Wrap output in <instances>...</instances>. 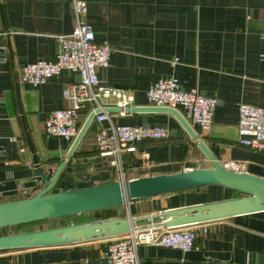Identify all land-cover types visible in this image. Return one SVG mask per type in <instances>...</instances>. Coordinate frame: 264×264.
Returning <instances> with one entry per match:
<instances>
[{
	"label": "crops",
	"instance_id": "obj_1",
	"mask_svg": "<svg viewBox=\"0 0 264 264\" xmlns=\"http://www.w3.org/2000/svg\"><path fill=\"white\" fill-rule=\"evenodd\" d=\"M84 1L83 17L91 25L93 41L111 48L108 65L96 71L105 85L130 93V106L148 105V85L169 75L183 89L214 96L217 104L208 133L179 112L219 162H240L242 170L264 177V151L239 145L236 133L240 102L264 109V0ZM72 23L69 0H0V149L7 162L0 160V201L31 196L43 186L33 156L49 175L65 160L52 191L60 190L57 184L64 178L79 186L119 180L121 173L129 179L209 167L196 140L167 112H108L115 124H159L169 131L165 138L128 145L114 165L94 143L106 120H92L72 156L66 157L70 142L46 135L42 121L52 110L68 105L63 90L78 81L77 74L63 69L31 85L19 81V71L27 62L53 61L56 36L69 32ZM102 105L116 106V99L105 98ZM79 114L81 124L87 111ZM235 195L228 188L208 185L95 211L106 210L105 217H145ZM191 227L194 248L183 252L142 244L136 249L138 264H264V210ZM105 239L0 249V264H105Z\"/></svg>",
	"mask_w": 264,
	"mask_h": 264
},
{
	"label": "built area",
	"instance_id": "obj_2",
	"mask_svg": "<svg viewBox=\"0 0 264 264\" xmlns=\"http://www.w3.org/2000/svg\"><path fill=\"white\" fill-rule=\"evenodd\" d=\"M69 2L73 23L69 32L56 36L55 59H39L23 64L19 71V81L38 85L58 75L63 69L75 72L78 81L63 90L68 105L49 112L42 121V130L48 136L71 143L80 126V110L85 109L88 114L98 109L99 112L94 113L92 120L98 123L106 120V124H100L94 135V143L99 154L111 156L110 163L114 165L119 154L128 145L144 139L165 138L169 131L159 124H115L110 120L102 100L114 97L116 106L122 113L123 108L131 105L133 97L124 90L105 85L98 78L96 71L108 65L111 48L105 42L93 41L91 25L83 17L85 1ZM175 63L176 58L171 60V65ZM145 99L148 105L171 107L180 111L203 133L210 131L217 99L193 88H181L174 75L149 84L145 90ZM237 112V143L255 151H264V109L240 102ZM3 155V150L0 149V160L6 165ZM220 163L226 168L243 171V164L240 162ZM120 178L119 180L123 179L122 173ZM191 225L163 227L155 226L151 221L135 223L127 232L106 237L102 251L103 261L105 264H138L136 249L142 244L189 251L195 247Z\"/></svg>",
	"mask_w": 264,
	"mask_h": 264
},
{
	"label": "water",
	"instance_id": "obj_3",
	"mask_svg": "<svg viewBox=\"0 0 264 264\" xmlns=\"http://www.w3.org/2000/svg\"><path fill=\"white\" fill-rule=\"evenodd\" d=\"M106 112H119L117 106L105 107ZM124 112H167L171 114L208 160L210 166L180 169L173 173L138 176L110 182L72 187L64 178L58 182L64 189L52 191L65 166L61 160L52 175L37 166L36 172L43 186L31 196L0 201V228L28 222L58 218L71 214L91 212L122 205L130 199L149 198L160 194L218 185L233 190L237 195L188 206L165 208L145 217H103L78 223H70L0 236V249L69 244L85 240L106 238L129 231L142 220L155 226L176 227L206 222L235 215L264 210V177L224 167L197 139L195 132L181 113L164 106H127ZM89 112L71 141L66 157H71L75 147L92 122L94 113Z\"/></svg>",
	"mask_w": 264,
	"mask_h": 264
},
{
	"label": "rangeland",
	"instance_id": "obj_4",
	"mask_svg": "<svg viewBox=\"0 0 264 264\" xmlns=\"http://www.w3.org/2000/svg\"><path fill=\"white\" fill-rule=\"evenodd\" d=\"M244 171V170H243ZM107 211H95V212H89V213H81L80 215L70 216V217H58V218H52L48 219L47 221L27 225L24 227H8L4 229H0V235H6L16 232H22V231H28L38 228H46V227H52V226H58V225H64V224H70L75 222L76 220H93L98 218H103L107 215Z\"/></svg>",
	"mask_w": 264,
	"mask_h": 264
},
{
	"label": "trees",
	"instance_id": "obj_5",
	"mask_svg": "<svg viewBox=\"0 0 264 264\" xmlns=\"http://www.w3.org/2000/svg\"><path fill=\"white\" fill-rule=\"evenodd\" d=\"M69 182H70V184H71V186L72 187H77V186H75V184H74V182H73V180H69ZM58 186H59V184H57ZM56 185V186H57ZM79 186H81V185H79ZM55 187V186H54ZM59 188H60V190L61 189H64V187H60L59 186ZM236 195H237V193H236ZM81 214V213H80ZM79 214V215H80ZM75 215H77V214H71V215H67V216H65V217H70V216H75ZM62 217H64V216H62ZM48 219H46V220H40V221H34V222H28V223H23V224H17V225H13V226H7V227H1L0 229H4V228H8V227H24V226H27V225H32V224H37V223H41V222H44V221H47ZM83 221H88V220H76L75 222H73V223H78V222H83ZM1 236V235H0Z\"/></svg>",
	"mask_w": 264,
	"mask_h": 264
}]
</instances>
